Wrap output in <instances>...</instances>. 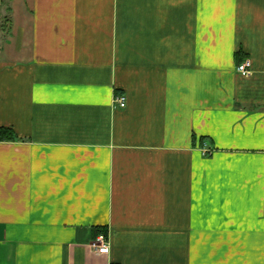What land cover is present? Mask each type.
Here are the masks:
<instances>
[{
  "label": "crops",
  "instance_id": "0c3cea01",
  "mask_svg": "<svg viewBox=\"0 0 264 264\" xmlns=\"http://www.w3.org/2000/svg\"><path fill=\"white\" fill-rule=\"evenodd\" d=\"M1 20L0 264H264V0H0Z\"/></svg>",
  "mask_w": 264,
  "mask_h": 264
},
{
  "label": "built area",
  "instance_id": "2783aa9c",
  "mask_svg": "<svg viewBox=\"0 0 264 264\" xmlns=\"http://www.w3.org/2000/svg\"><path fill=\"white\" fill-rule=\"evenodd\" d=\"M237 71L243 76H249L252 72V63L249 59L244 60L237 65ZM115 101L120 107L125 108L127 106V97L125 95H117ZM110 241L108 236L104 233H99L95 240L92 242V248L97 254L109 253Z\"/></svg>",
  "mask_w": 264,
  "mask_h": 264
},
{
  "label": "trees",
  "instance_id": "16d2710c",
  "mask_svg": "<svg viewBox=\"0 0 264 264\" xmlns=\"http://www.w3.org/2000/svg\"><path fill=\"white\" fill-rule=\"evenodd\" d=\"M243 61V60H242ZM14 131L11 129V128H7V127H0V141H9L11 139H14L15 136H14ZM194 139L196 140V136L194 137ZM202 144L208 140L207 137H201L200 138ZM99 233H105L107 234L106 231H98V232H95V238L96 236L99 234Z\"/></svg>",
  "mask_w": 264,
  "mask_h": 264
},
{
  "label": "rangeland",
  "instance_id": "374dc122",
  "mask_svg": "<svg viewBox=\"0 0 264 264\" xmlns=\"http://www.w3.org/2000/svg\"><path fill=\"white\" fill-rule=\"evenodd\" d=\"M2 21V25H1V29L0 31H2L5 27H8V20H1Z\"/></svg>",
  "mask_w": 264,
  "mask_h": 264
}]
</instances>
